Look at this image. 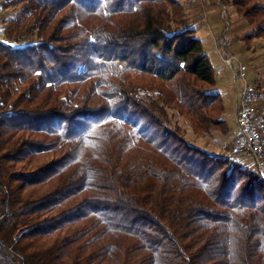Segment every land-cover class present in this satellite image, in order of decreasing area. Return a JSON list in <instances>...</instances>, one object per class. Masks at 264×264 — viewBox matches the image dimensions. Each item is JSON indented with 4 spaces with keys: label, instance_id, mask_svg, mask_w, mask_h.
Returning a JSON list of instances; mask_svg holds the SVG:
<instances>
[{
    "label": "trees",
    "instance_id": "16d2710c",
    "mask_svg": "<svg viewBox=\"0 0 264 264\" xmlns=\"http://www.w3.org/2000/svg\"><path fill=\"white\" fill-rule=\"evenodd\" d=\"M209 6L245 21L247 51L261 43L247 62L264 92V0ZM0 7L18 10L0 41V264H264V179L233 164L231 147L189 144L173 120L228 131L196 36L203 11L179 0Z\"/></svg>",
    "mask_w": 264,
    "mask_h": 264
},
{
    "label": "rangeland",
    "instance_id": "374dc122",
    "mask_svg": "<svg viewBox=\"0 0 264 264\" xmlns=\"http://www.w3.org/2000/svg\"><path fill=\"white\" fill-rule=\"evenodd\" d=\"M5 1V0H4ZM186 8L188 14L195 15L202 12V19L195 24L196 36L201 41L203 50L214 71L215 88L219 94L223 107V120L227 126V134L209 132L203 135L193 134L190 126L180 117L175 116L174 121L180 127L186 142L202 150L206 154H220L231 147L232 137L237 128L235 122L236 110L239 99L240 82L233 81L237 63L227 64L225 61L231 57L245 65L248 79L255 76L259 70H250L248 60L259 61L262 52L261 43H255L247 51L239 42L238 38L249 32L245 21L236 15L231 8L217 9L209 6L211 0H179ZM18 14L17 9H4L0 7V41H4V30L7 23ZM27 34L18 44L24 45L31 40ZM255 62V63H256ZM231 150V148H230Z\"/></svg>",
    "mask_w": 264,
    "mask_h": 264
},
{
    "label": "built area",
    "instance_id": "2783aa9c",
    "mask_svg": "<svg viewBox=\"0 0 264 264\" xmlns=\"http://www.w3.org/2000/svg\"><path fill=\"white\" fill-rule=\"evenodd\" d=\"M237 63L233 81L240 82L235 122L237 131L231 140V162L246 171L257 172L264 179V92L248 79V70Z\"/></svg>",
    "mask_w": 264,
    "mask_h": 264
}]
</instances>
